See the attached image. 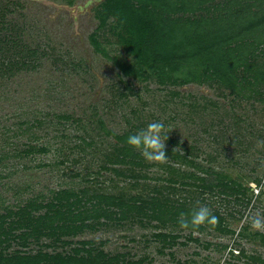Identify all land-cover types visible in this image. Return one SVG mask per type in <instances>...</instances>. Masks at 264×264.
Wrapping results in <instances>:
<instances>
[{
    "label": "trees",
    "instance_id": "trees-1",
    "mask_svg": "<svg viewBox=\"0 0 264 264\" xmlns=\"http://www.w3.org/2000/svg\"><path fill=\"white\" fill-rule=\"evenodd\" d=\"M4 14L0 9V81L20 71L34 70L37 58L46 54L26 43L15 32V26L4 20ZM94 16L98 23L89 39L95 50L107 55L98 41L99 32L106 31L128 57H111L121 77L151 78L160 85L172 86L215 84L237 101L253 100L264 107V0H101L94 8ZM32 104V108L20 110L12 124L1 125V133L23 136L25 140L9 153L0 151V163L9 157L23 159L46 153L49 146L43 143L49 142L39 140L47 134V125H61L60 135L51 136L67 138V122L74 121L82 130L75 137L77 141L74 140L73 146L78 150L93 148L95 144L94 136L87 132L89 125L99 131L98 139L110 138L95 171L96 178L110 172L113 174L110 180L123 176L133 179L136 185L139 179L147 177L143 172L152 163L127 144V138L142 128L140 123H131L116 132L94 112L86 117H73L55 110L43 112L34 101ZM1 143L12 142L3 137ZM166 152L173 163H159L166 170V175L159 179L168 181L169 186H153L151 193L142 187L136 192L104 187L95 179L98 186H59L50 191L49 197L43 194L27 197L15 208L4 205L0 211V264H165L154 263L146 254L134 259L127 252H109L101 246L104 241L83 235L133 219L141 226L155 220L151 234L160 243L162 252L181 236L176 230L181 231L180 213H191L198 206H207L216 220L196 229L190 227L182 235L184 239L198 241L193 233L207 229L233 235L235 230L228 226L227 220L233 218L231 210L226 211L225 207L221 210L205 200L213 197L219 206L222 202L224 206L231 203L242 208L250 203L251 186L197 162V148L192 144L168 138ZM78 175L74 172L72 176ZM253 181L256 185L260 183L257 177ZM176 183L187 193L193 186L197 193L173 199L164 188L174 189ZM167 225L172 228L166 229ZM246 230L245 225L237 233L242 237ZM251 236L264 244V233L254 231ZM31 242L37 245L36 249H28ZM207 245L205 242L204 246ZM238 252L232 264L239 259L241 264H264V257L259 254L245 253L243 249ZM170 264L181 263L176 260Z\"/></svg>",
    "mask_w": 264,
    "mask_h": 264
},
{
    "label": "rangeland",
    "instance_id": "rangeland-1",
    "mask_svg": "<svg viewBox=\"0 0 264 264\" xmlns=\"http://www.w3.org/2000/svg\"><path fill=\"white\" fill-rule=\"evenodd\" d=\"M100 1L0 0L4 20L11 22L15 32L31 47L46 53L37 58L39 65L34 70L20 71L0 81V141L5 137L12 142H0V151L9 153L12 148L21 147L25 137L1 133V125L12 124L20 110L34 106L32 101L43 112L55 110L73 117H86L94 112L116 132L123 131L131 123H140L143 129L151 122L162 121L166 128L174 129L169 138L197 148V162L251 186L250 203L242 208L231 203L224 206L222 202L219 206L213 197L205 200L211 205L225 207L226 211L231 210L233 218L227 219L228 226L235 233L219 234L207 229L194 232L198 241H193L183 238L187 230L177 228L181 236L162 252H159L160 243L151 234L155 220L141 226L133 219L123 225L103 227L93 234L85 233L83 237L104 241L101 246L109 252H127L130 258L146 254L154 263L170 264L178 260L181 264H232L240 249L264 257V244L251 236L254 231L264 233V223L253 226L255 218L264 220L263 105L253 100L237 101L215 84L172 86L160 85L151 78L121 77L111 57H128L112 35L106 31L98 34V41L107 55L95 50L89 39L98 23L94 8ZM120 92L125 95L120 96ZM47 127V134L39 140L49 142L43 143L49 146L46 153L23 159L9 157L0 163V211L4 205L15 208L27 197L41 194L49 197L50 191L59 186L77 188L101 184L130 192L142 187L149 193L153 186H169L168 181L159 179L166 175V170L159 165L161 162H150L152 164L143 172L147 177L139 179L136 185L133 179L123 176L110 180L113 176L110 172H103L96 178L95 171L103 160L102 153L109 147L110 138L98 139L99 131L89 125L87 132L94 136L95 144L93 148L78 150L73 145L82 130L74 121L67 122V138L51 136L60 135L61 125L51 123ZM38 132L42 134L41 129ZM169 161L168 157L162 163H173ZM42 162L48 164L38 166ZM74 172L79 175L72 176ZM254 177L260 180L258 185ZM95 179L101 182L97 184ZM164 189L173 199L197 193L193 186L185 192L179 183L174 184V189ZM245 225L247 230L241 237L237 232ZM171 228L167 225L166 229ZM13 246L18 247L17 244ZM36 248L34 242L28 246V249ZM241 263L239 259L237 264Z\"/></svg>",
    "mask_w": 264,
    "mask_h": 264
},
{
    "label": "clouds",
    "instance_id": "clouds-1",
    "mask_svg": "<svg viewBox=\"0 0 264 264\" xmlns=\"http://www.w3.org/2000/svg\"><path fill=\"white\" fill-rule=\"evenodd\" d=\"M174 129L166 128L162 121L151 122L146 128L140 129L127 138V144L140 151L148 162H165L168 159L166 142L169 134ZM199 205V201L197 202ZM216 217L207 206H198L191 213L181 212L178 217L180 229L187 230L190 227L196 229L205 223H214ZM264 220L257 217L253 220V226H259Z\"/></svg>",
    "mask_w": 264,
    "mask_h": 264
}]
</instances>
